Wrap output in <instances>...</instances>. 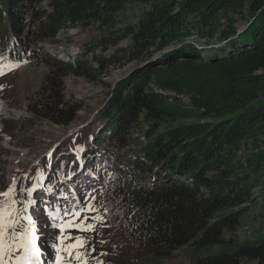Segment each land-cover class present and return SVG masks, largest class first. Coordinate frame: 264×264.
I'll return each instance as SVG.
<instances>
[{
	"label": "trees",
	"instance_id": "trees-1",
	"mask_svg": "<svg viewBox=\"0 0 264 264\" xmlns=\"http://www.w3.org/2000/svg\"><path fill=\"white\" fill-rule=\"evenodd\" d=\"M135 7L143 10L130 22ZM239 19L249 21L243 31ZM71 27L96 32L92 45L73 61L44 50ZM194 37L227 47L205 56L185 45ZM181 45L109 91L100 129L74 140L80 159L59 148L27 182L44 171L43 189H57L46 178L52 166L70 189L86 161L97 178L86 186L102 193L99 216L129 252L127 264H158L183 250L189 264H264V229L239 236L260 200L264 216V0H0V69L43 64L29 107L60 126L79 112L63 99L68 76L94 80Z\"/></svg>",
	"mask_w": 264,
	"mask_h": 264
},
{
	"label": "rangeland",
	"instance_id": "rangeland-1",
	"mask_svg": "<svg viewBox=\"0 0 264 264\" xmlns=\"http://www.w3.org/2000/svg\"><path fill=\"white\" fill-rule=\"evenodd\" d=\"M142 10L141 7L131 9L127 14V20L133 22ZM248 24V19H239L236 26L239 31H243ZM66 36L72 37L71 43L65 42ZM66 36H60L61 40L64 41L62 44H48L44 46V50L60 60L67 61L69 55L78 54L79 49L85 44L92 45L90 42L97 35L93 30L71 27ZM128 45V41H121L117 47ZM185 45L199 48L201 54L205 56H211L221 48L227 47L224 44H219L217 40L207 41L197 37L189 39ZM183 46L159 51L151 59L139 65L135 61L130 63L125 61L123 64L113 65L107 69L103 76H97L94 80L73 75L68 76L65 80L63 99L79 108L77 120L69 126L54 124L36 114L29 107L32 98L39 92L48 71L43 64L12 66L7 72L0 75V193L6 191L15 182L17 193L15 199L19 201L26 198L27 201H31L33 196L25 197L22 189H32L33 187L39 189L35 193L36 203L31 215L35 218V227L41 233L39 244L45 253L49 252L45 246V237H52L57 234V229L48 226L49 216L47 213L49 211L54 212L58 205L75 211L83 209L86 203L91 202L98 211L91 213L85 211L83 215L88 217L99 216V208L102 206L100 203L102 193H98V190L93 191L89 186H86L88 182L97 180L93 174L87 175L88 173L85 172V165H88L86 161L79 160L80 170L71 176L76 180L75 182L79 183L70 189H68V185L64 184L63 186L58 179L59 176L53 173L54 169L50 166L51 172L49 174L51 175H47L46 178L53 177L55 181L52 182V185H59L51 193L44 190L40 182L41 177L46 174L44 171L36 170L33 180L27 182V175L31 168L59 148L68 151L62 153L64 157H73L74 160L80 159L82 151L75 149L74 140L80 137L82 132L85 134L88 130L96 132L100 129L101 122L97 120V115L107 103L109 91L113 92L125 77L138 73L150 62H161L167 54L176 50L179 51ZM91 49L95 50V55L101 54L99 46L93 45ZM91 62L93 61L91 60ZM141 140L146 141L142 136ZM64 175L65 173L61 174L62 178H65ZM61 192L66 193L61 194ZM88 193L95 196L94 201H90ZM11 199V197L0 196V206H7ZM259 202L261 205L256 207L253 205L251 208L253 213L248 227L240 232L239 236L243 239L252 237L254 233L258 232V228L264 229V216L260 215L263 211L261 208L263 202L261 200ZM66 219L70 220L72 217H66ZM83 222V216L76 220L77 225ZM87 222L96 223V230L83 232L72 228L67 233L72 237H81L87 241L84 249L80 250L84 258L87 259V264H100V262L103 264H127L129 252L124 245L116 243L117 235L109 231L111 229L109 225L104 226L91 219ZM52 223H56V221H52ZM23 227L31 228L32 225L25 223ZM90 247H94L95 251L86 252V249ZM103 253H107V255H103ZM189 257L187 251H177L172 258L161 259L158 264H189ZM43 259L46 264H51V257L45 256ZM72 264H77V262L73 261ZM130 264H132L131 259Z\"/></svg>",
	"mask_w": 264,
	"mask_h": 264
},
{
	"label": "snow or ice",
	"instance_id": "snow-or-ice-1",
	"mask_svg": "<svg viewBox=\"0 0 264 264\" xmlns=\"http://www.w3.org/2000/svg\"><path fill=\"white\" fill-rule=\"evenodd\" d=\"M0 74H3L2 69H0ZM52 190L49 188L48 192ZM37 191L39 189L35 187L22 189L25 197L31 195L33 199L27 201L25 198L17 201L14 182L6 191L0 193V196L12 198L7 206H0V264H46L43 259L45 256L51 257V264H72L73 261H76L77 264H87V259L80 252L81 249H84L87 241L81 237H72L67 233L72 228L83 232L95 231L96 223L87 221L91 219L106 226L104 217L83 215L85 211L89 213L98 211L91 202L86 203L83 209L75 211L58 205L54 212L49 211L47 213L49 216L48 226L57 229V234L52 237H45V246L49 249V252L45 253L39 244L41 233L35 227L36 221L31 215V211L35 207V193ZM88 195L90 201L95 200L94 195L91 193ZM82 216L84 222L77 225L76 220ZM66 217H72V219L69 220ZM52 221H56V223H52ZM25 223L32 225V227H23ZM69 241L71 242L68 243ZM93 251H95L94 247L86 249V252ZM103 255H107V253H103Z\"/></svg>",
	"mask_w": 264,
	"mask_h": 264
}]
</instances>
